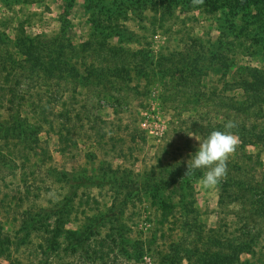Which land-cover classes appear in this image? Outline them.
I'll list each match as a JSON object with an SVG mask.
<instances>
[{
	"label": "rangeland",
	"instance_id": "obj_1",
	"mask_svg": "<svg viewBox=\"0 0 264 264\" xmlns=\"http://www.w3.org/2000/svg\"><path fill=\"white\" fill-rule=\"evenodd\" d=\"M23 36L57 39L75 68L31 71ZM93 42L129 56L112 68ZM244 69L264 74V0H0V123L39 129L0 134V264H264V95ZM228 120L227 178H183Z\"/></svg>",
	"mask_w": 264,
	"mask_h": 264
},
{
	"label": "trees",
	"instance_id": "obj_2",
	"mask_svg": "<svg viewBox=\"0 0 264 264\" xmlns=\"http://www.w3.org/2000/svg\"><path fill=\"white\" fill-rule=\"evenodd\" d=\"M93 46H96L99 48V50H102L103 52H105L106 57L114 62L112 65V68L116 66V64L117 65L124 64L125 60H127L126 56H129V53L127 51H124L123 49H120V48L107 47L104 43L97 44L93 42ZM15 48L22 56L26 57V61L29 63V67L30 69H32L31 71L33 72H35L36 69H38V70H43V71L45 70L47 75H52V74L54 75L55 73L56 75L62 76L63 74H66V71H65L66 69L75 68L76 66V65L74 66L68 65V63L66 62L64 58V48L66 47L61 42H59L57 39H53V40L45 41V42H37V41H34L33 39L23 36V37L17 38L15 42ZM44 53L53 54L55 57H52L53 55H50V57L47 56L43 58L42 56L44 55ZM147 57L149 56L147 55ZM173 58L176 62L179 61V63L183 64L181 60H184V59L178 60L176 57H173ZM196 60L197 59H191V60L188 59L187 64L184 65L185 68L183 69V71H181V77L183 80L186 81V83H191L193 82V80H196L197 78V75H196L197 72L194 71L196 70V66L194 65ZM191 64H193V67H191ZM223 66H227L226 63H224V61H223ZM107 69L108 71L110 70L109 68ZM115 71H117V74H118L119 71L117 69ZM241 72H243L240 77L241 81L240 83L238 81L239 86L241 85V89L249 93L251 95V98L253 99L257 98V95L260 92H261L260 93L261 95H264V74H260V71H257L255 69H244V70H241ZM90 75H92V73ZM249 106H251V104H249ZM229 109L237 111V106L231 105ZM9 128L10 130L7 127H4L2 123H0V134H3L4 132L9 133L11 131V134H14V137L16 139L22 140L23 142H26L27 144H29V138L31 136H35L37 132L39 131V129L34 127V125H30L20 119L15 120V124ZM65 176L67 177L68 175L62 174L63 178ZM77 177H74V178H77ZM74 178H72V180ZM77 179L80 180V183L76 185L77 187L81 186L83 181L90 183V179H84L83 177L82 178L79 177ZM40 215H41V212L37 214L38 217H40ZM49 217L50 215L46 216L45 219ZM40 220L41 219H38V220L36 219L35 221H37L38 224H43V221H40ZM56 235L53 234L51 238L48 240L47 249L51 248L52 245L54 244ZM233 255L235 254L225 255L223 257L219 255H214L210 258L209 262H206L204 264H233V260L235 259L237 260L238 258ZM165 262H167V264H174L172 261H169V260H166Z\"/></svg>",
	"mask_w": 264,
	"mask_h": 264
},
{
	"label": "clouds",
	"instance_id": "obj_3",
	"mask_svg": "<svg viewBox=\"0 0 264 264\" xmlns=\"http://www.w3.org/2000/svg\"><path fill=\"white\" fill-rule=\"evenodd\" d=\"M204 0H192L193 6L203 5ZM238 127L234 120L224 124V131H212L210 135L196 145L194 152L188 153L184 159V177H190L197 170L205 169L201 183L205 188H216L227 178L228 161L235 153L240 140L232 130Z\"/></svg>",
	"mask_w": 264,
	"mask_h": 264
}]
</instances>
